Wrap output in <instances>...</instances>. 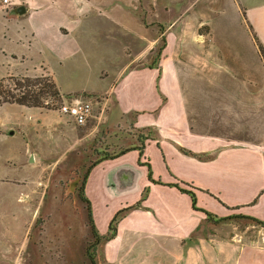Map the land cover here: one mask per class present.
Returning a JSON list of instances; mask_svg holds the SVG:
<instances>
[{
  "label": "crops",
  "instance_id": "0c3cea01",
  "mask_svg": "<svg viewBox=\"0 0 264 264\" xmlns=\"http://www.w3.org/2000/svg\"><path fill=\"white\" fill-rule=\"evenodd\" d=\"M18 2L0 10L7 23L30 15L33 6ZM229 5L182 11L167 21L166 50L178 42L173 54L166 51L158 66L129 60L114 68L108 89L86 91L103 96L111 113L132 115L137 128L153 132L123 155L94 165L84 184L90 206L93 187L100 194L136 187L134 201L116 212L141 202L119 221L116 236L104 241H116L106 255L110 264L114 258L117 264H264L263 245L242 244L236 234L222 236L207 217L241 215L264 223V61L256 43L264 48V0H229ZM67 6L64 17L71 11L78 15L75 0ZM40 18L37 39L43 47L70 46L75 39L70 26ZM52 78L61 96L75 92L63 91ZM139 162L149 164L153 182ZM174 185L192 192L204 212L194 210L190 196ZM114 213L104 234L96 230L99 236L107 235Z\"/></svg>",
  "mask_w": 264,
  "mask_h": 264
},
{
  "label": "rangeland",
  "instance_id": "374dc122",
  "mask_svg": "<svg viewBox=\"0 0 264 264\" xmlns=\"http://www.w3.org/2000/svg\"><path fill=\"white\" fill-rule=\"evenodd\" d=\"M17 1L33 8L30 15L9 23L0 17V84L8 85L9 91L12 78L41 76L54 83V74L63 91L75 92L61 99L51 93L41 96L42 107L0 104V264H90V259L110 264L106 255L115 250L116 241L104 243L99 238L95 242L82 201L83 180L92 164L142 142L140 137L150 138L153 132L137 128L132 115L122 118L111 113L103 96L86 91L108 89L114 68L129 60L135 59L139 67L158 66L166 51L177 50V41L172 50L165 47L169 19L184 10L192 14L202 7L211 12L226 3L229 7V0H205L204 4L197 0H75L78 15L71 11L66 17L68 0ZM0 10L8 11L2 0ZM42 15L47 24L74 30L70 46L63 42L55 49L41 45L37 33ZM44 84L48 81L15 92L30 90L37 95ZM77 101L92 107L83 126L59 112L62 105ZM135 188L102 194L94 187L89 190L99 234H104L108 218L120 205L134 201ZM208 222L222 236L236 234L242 244L264 246V225L241 215L216 221L209 217ZM111 264H117L116 258Z\"/></svg>",
  "mask_w": 264,
  "mask_h": 264
},
{
  "label": "trees",
  "instance_id": "16d2710c",
  "mask_svg": "<svg viewBox=\"0 0 264 264\" xmlns=\"http://www.w3.org/2000/svg\"><path fill=\"white\" fill-rule=\"evenodd\" d=\"M162 41H163V39H162ZM256 43L258 45L259 54H260L262 60L264 61V48L257 42V40H256ZM161 49H163V48H161ZM47 81H48V84H44L42 86L43 88H42V92L40 94L35 95L30 90L27 92H20L21 94H19V95L16 94V92H15V91H17L19 93L20 89L23 87L35 86V85L40 84L41 82H47ZM12 83H13V88L10 89L9 91H8V85L3 86V84H0V104L10 103V104H17V105H21V106L42 107V102L40 99L41 96H45V95H48V93H51V95L56 97L57 99H61V97H62L61 94L59 93L58 89H57V86L51 80L47 79V77L41 76V77H35V78H30V77H21L18 79L12 78ZM141 149L142 148H140V150ZM128 151H129V149L122 150L110 158H103L101 160L115 159L116 157L123 155L124 153H126ZM101 160L92 164L90 166V168L86 171V174H85V177L83 180V184H82V201L85 202L87 205V219H88V223L90 226L91 234L94 237L95 242H97L99 238L103 241H109V240L113 239L116 236V227H117V224L119 223V221L125 216L127 211H129L130 209H133L135 207H138L141 203V202H137L133 206H130V207L125 208V209H121L118 212H116V214L113 216V218L111 219V221L109 223L107 235L101 237L97 234L95 226H94L93 218H92L90 203L86 199V197L84 196V184H85V181H86V178H87V175H88L90 169L94 165L99 163ZM139 164L147 167L148 178L150 181L153 182V180L151 179V170H150L149 164H141L140 162H139ZM174 186L177 187L182 193L188 194L190 196L192 208L194 210L204 212L203 210H200L196 207V198L192 192L181 189L177 185H174ZM147 193H148V191H147V189H145V191L142 195L141 201L145 199ZM207 217L209 218L210 216H208V214H207ZM247 219H250L254 222H257L261 225H264L263 222H260L258 220H254L251 218H247ZM90 264H95L92 259H90Z\"/></svg>",
  "mask_w": 264,
  "mask_h": 264
},
{
  "label": "built area",
  "instance_id": "2783aa9c",
  "mask_svg": "<svg viewBox=\"0 0 264 264\" xmlns=\"http://www.w3.org/2000/svg\"><path fill=\"white\" fill-rule=\"evenodd\" d=\"M2 3L7 4L9 0H2ZM59 112L72 118L76 125L83 126L91 116L92 107L90 103L77 101L62 105Z\"/></svg>",
  "mask_w": 264,
  "mask_h": 264
},
{
  "label": "water",
  "instance_id": "95a60500",
  "mask_svg": "<svg viewBox=\"0 0 264 264\" xmlns=\"http://www.w3.org/2000/svg\"><path fill=\"white\" fill-rule=\"evenodd\" d=\"M18 12H19L20 14L24 13V8H23V7H20V8L18 9ZM10 133L12 134V132H10ZM29 162H33V156H30V158H29Z\"/></svg>",
  "mask_w": 264,
  "mask_h": 264
}]
</instances>
